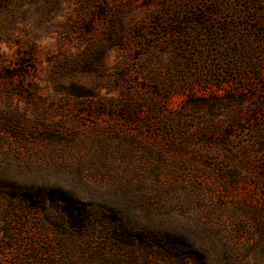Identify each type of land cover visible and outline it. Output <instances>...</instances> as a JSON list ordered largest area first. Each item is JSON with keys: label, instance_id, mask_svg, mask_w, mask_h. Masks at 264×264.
<instances>
[{"label": "rangeland", "instance_id": "1", "mask_svg": "<svg viewBox=\"0 0 264 264\" xmlns=\"http://www.w3.org/2000/svg\"><path fill=\"white\" fill-rule=\"evenodd\" d=\"M0 264H264V0H0Z\"/></svg>", "mask_w": 264, "mask_h": 264}, {"label": "trees", "instance_id": "2", "mask_svg": "<svg viewBox=\"0 0 264 264\" xmlns=\"http://www.w3.org/2000/svg\"><path fill=\"white\" fill-rule=\"evenodd\" d=\"M28 55H29V58H30V59H29V62H31L32 60H34V57H33V56H34V54H33V53H31V54L29 53ZM26 63H27V61H26V60H21V63H20V64H18V65H19V66H18V67H19V69H18L17 71H19V70H20V68L22 69V68H23V67L26 65ZM33 71H35V69H34Z\"/></svg>", "mask_w": 264, "mask_h": 264}]
</instances>
